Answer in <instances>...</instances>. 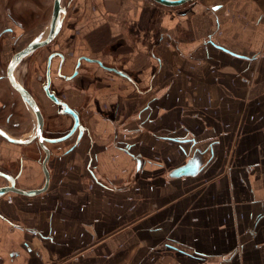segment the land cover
<instances>
[{"label": "crops", "instance_id": "1", "mask_svg": "<svg viewBox=\"0 0 264 264\" xmlns=\"http://www.w3.org/2000/svg\"><path fill=\"white\" fill-rule=\"evenodd\" d=\"M73 5L77 52L104 55L129 78L94 66L73 81L87 128L72 155L76 171L43 195L0 197V264H163L160 255L166 264H264V0ZM259 59L250 86L236 73ZM220 148L231 162L216 163ZM196 150L209 151V161L195 175L171 177ZM21 152L0 139V164ZM23 170L35 179L20 188L43 187L38 162L24 158ZM132 170L137 186L123 189ZM209 198L219 215L205 213ZM211 218L219 223L207 225ZM183 219L198 222L201 235L192 224L181 225L185 240L172 235ZM162 234L156 244L147 237ZM141 239L147 248L135 260Z\"/></svg>", "mask_w": 264, "mask_h": 264}, {"label": "flooded vegetation", "instance_id": "2", "mask_svg": "<svg viewBox=\"0 0 264 264\" xmlns=\"http://www.w3.org/2000/svg\"><path fill=\"white\" fill-rule=\"evenodd\" d=\"M61 6L65 8V12H61L62 23L55 35H52L53 2L27 1L21 4L8 2L0 18V128L10 137L22 140L20 143L11 142L0 134L1 140L19 146L22 150L18 161L0 164V187L9 186L11 180L19 187L22 180L35 179L31 173L23 170L24 158L38 162L40 168L38 174L43 186L46 183V171L49 186L56 183V180L57 182L68 180L69 175L76 171L72 155L78 144L76 143L78 129L67 138L51 141L66 135L74 123L72 114L64 110L62 103H66L78 113L81 123L87 130L83 117L85 105L77 106L71 99V95L78 90L73 81L82 71L93 73L94 66L102 71L106 70L104 66L122 70L116 64H109L104 55L92 57L85 46L83 50L77 52V23L73 17L76 14L75 7L70 0L61 3ZM29 48L30 50L16 62L13 75L39 107L43 117L42 135L45 138L42 143L36 137L38 127L36 114L12 87L7 76L14 57ZM90 58L97 61L91 63ZM114 74L122 76L117 72ZM49 94L56 97L59 102ZM44 147L48 149V153ZM61 172L64 175L61 176ZM83 175L80 173L79 178L83 179ZM46 192L36 195H43Z\"/></svg>", "mask_w": 264, "mask_h": 264}, {"label": "water", "instance_id": "3", "mask_svg": "<svg viewBox=\"0 0 264 264\" xmlns=\"http://www.w3.org/2000/svg\"><path fill=\"white\" fill-rule=\"evenodd\" d=\"M154 1H156L162 5H166V6H177V5L184 4V3L191 1V0H154ZM50 2H53V10H52L53 32H52V35H55L61 26L62 21H61L60 15H61V12H65V8L61 6L62 0H52ZM28 50H30V48L26 49L25 51L18 53L14 57V59L12 60V62L9 65L7 76H8V79H9L12 87L20 93L24 102L30 108H32V110L36 114L37 122H38L36 137L39 139L40 143H42L45 138L42 135L43 117L41 115L39 107L35 103L31 94L19 82H17V80L15 79V77L13 75L16 62ZM89 61L91 63H95V61H97V60L90 58ZM79 63L80 62L78 61V65H79ZM99 63L102 65V63L100 61H99ZM104 67L106 69L105 71L112 72V73L117 72L118 74L129 78V76L122 70H118V69H116L114 67H110V66H104ZM49 95L52 96L57 102H59V100L56 97H54L52 94H49ZM62 104L64 106V110L66 112L72 114V116L74 118V123H73L71 130L66 135H64L63 137H61L59 139H51V141H57L60 139L67 138V137L71 136L78 129V133H77V137H76V143H79L81 138L83 137L85 131H87V130L85 129V127L81 123L78 113L75 110H73L72 108H70L66 103H62ZM0 134L5 136L6 138H8V140H10L11 142H18V143L22 142V140H20V139L10 137L1 128H0ZM45 150L48 153V149L45 148ZM204 153H205V151L196 150L194 152V154L192 155V157L190 159H188V161L184 165L173 169L169 173V175L171 177H180V176L189 175V174L195 175L199 171L200 166L204 163V160L202 158ZM141 162H142L141 158L137 157V169H136L137 171L140 170ZM46 175H47L46 183L42 188H39V189H21L15 185L14 180H11V184L9 186L0 187V197H2L5 193H8V192L18 193V194H22V195H26V196H34L36 194H41L43 192H46V190L48 189V186H49V178H48V172L47 171H46ZM6 176L8 178H11L9 175H6Z\"/></svg>", "mask_w": 264, "mask_h": 264}, {"label": "rangeland", "instance_id": "4", "mask_svg": "<svg viewBox=\"0 0 264 264\" xmlns=\"http://www.w3.org/2000/svg\"><path fill=\"white\" fill-rule=\"evenodd\" d=\"M5 1V3H3L2 5V8L0 7V18H2V16H3V14H4V7H6V3H8V2H17V3H19V4H21V3H24V2H30V1H42V2H50V1H52V0H4ZM6 1H8V2H6ZM70 1H72L73 2V0H70ZM63 3H65L64 2V0H62V4ZM24 6V5H23ZM20 7V6H19ZM260 61H255L254 62V64H253V66L250 68V70L245 74V73H242V72H237L236 74H237V76H245V77H247L248 79H249V81H250V83H248L250 86H252V85H254L255 84V82L257 81V79L259 78V70H260V68H261V65H262V59H259ZM219 67L218 66H216V67H213L212 69H211V72H217V73H219ZM243 131L240 129L237 133H238V135H240L241 133H242ZM221 150V148L219 149V151H218V155H217V161H216V163H218V162H220V161H223L224 163L226 162H231V156H232V154L231 155H229V153L226 155V156H223V152L222 151H220ZM209 151L208 152H206V153H204V155H203V160H204V163L203 164H205L206 162H208L209 161ZM228 166V165H227ZM222 170H217V172L219 173V172H221ZM132 173H131V175H130V180H129V184H126V185H124V186H121L123 189H133V188H135L137 185H136V183H135V181H136V179H138L139 177V173H135V171L134 170H132L131 171ZM207 175H209V172H207V174H206V176ZM193 186H187V187H185V188H183V190L181 191L182 193H186V192H188V191H190V189L192 188ZM191 194L192 193H194L193 191H191L190 192ZM209 199H211V198H209ZM206 200V202H204L205 203V213H207V215H211V216H214V215H219L220 213H221V211H220V209H221V207L219 208V207H216L215 205L217 204V202L216 201H213L212 199L211 200ZM157 208V207H156ZM191 208H195V205L194 206H192V207H190V209ZM191 214H194V212H190ZM189 213V214H190ZM190 219V218H189ZM212 221V218L211 219H209L208 221ZM207 221V222H208ZM153 223V222H152ZM154 223H157V220L156 221H154ZM193 223H195V224H193ZM193 223H191L190 221H187V220H185V219H183L180 223H179V227H177V228H175V230L172 232V235H175V236H177V237H179L180 239H183V240H185L184 239V235H183V231H182V224H192V225H194V228H189L188 227V230H192V231H194V232H196V236H198L199 234L201 235V233H200V229H196V226H197V223L198 222H193ZM219 223V221H216L215 219L212 221V222H210V223H206L207 225H210V226H214V225H217ZM227 229H229V228H227ZM226 230V229H225ZM198 231H199V233H198ZM202 231V230H201ZM232 235V233H229V234H227V237H228V235ZM207 235H208V237L210 238V240H212L213 241V243H216V244H218L217 245V247H219V245H222L221 244V242H220V239H221V237L223 236V235H221V234H214L213 232H212V229H209V230H207ZM131 236H136V234H131ZM148 238H149V241L152 243V244H156L157 242H160L163 238H165V234H162L161 236H158L157 238H154V237H150V236H147ZM146 237V238H147ZM147 238V239H148ZM220 238V239H219ZM142 240V239H141ZM231 242H232V240H231ZM142 243H143V245H144V248L142 247V248H140V249H138V250H135V251H133V253H132V256H133V258L135 259V260H137V258H139V256H143V250L144 249H146L147 248V246H146V241H144V240H142ZM130 249L131 248H128V249H126V250H124V252L122 253L123 254V256L124 257H126L127 255H128V252H129V254H130ZM228 248H224V247H220L219 248V251H221V252H223V251H226ZM241 253H240V251L238 252V255H237V259L239 260V259H241V256L242 255H240ZM61 258L60 257H56V262L57 261H59ZM159 259H160V263H163V264H166L165 263V259H166V255H160L159 256ZM210 264H227L225 261H221V259H218V260H210V262H209Z\"/></svg>", "mask_w": 264, "mask_h": 264}]
</instances>
